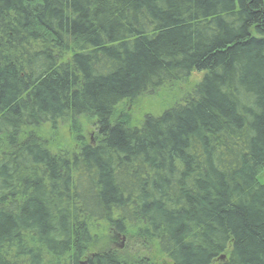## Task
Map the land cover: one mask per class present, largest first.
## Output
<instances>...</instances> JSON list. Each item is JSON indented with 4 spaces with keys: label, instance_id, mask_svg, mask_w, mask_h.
<instances>
[{
    "label": "trees",
    "instance_id": "obj_1",
    "mask_svg": "<svg viewBox=\"0 0 264 264\" xmlns=\"http://www.w3.org/2000/svg\"><path fill=\"white\" fill-rule=\"evenodd\" d=\"M194 72L181 102L119 112ZM81 119L74 153L38 133ZM0 141V264H150L93 223L171 264H264V0H0Z\"/></svg>",
    "mask_w": 264,
    "mask_h": 264
},
{
    "label": "rangeland",
    "instance_id": "obj_2",
    "mask_svg": "<svg viewBox=\"0 0 264 264\" xmlns=\"http://www.w3.org/2000/svg\"><path fill=\"white\" fill-rule=\"evenodd\" d=\"M202 79V73L194 72L187 83L161 89L154 94L140 98L136 102H127L125 106L120 107L119 112L128 115L133 124L140 122L145 115L158 114L165 108L181 102L187 91ZM77 129L79 130L76 132L69 124L60 123L57 129L45 126L38 133L54 152L74 153L81 148L83 143L95 144L97 138L95 121L81 119ZM6 149V145L0 141V152L6 151ZM90 227L97 238L99 248H106L101 250L118 252L132 261L171 264L153 243L142 240L133 227H129L124 235L118 234L104 223H93Z\"/></svg>",
    "mask_w": 264,
    "mask_h": 264
},
{
    "label": "water",
    "instance_id": "obj_3",
    "mask_svg": "<svg viewBox=\"0 0 264 264\" xmlns=\"http://www.w3.org/2000/svg\"><path fill=\"white\" fill-rule=\"evenodd\" d=\"M225 259V257H222V260H224ZM81 264H88V262L86 261V262H82Z\"/></svg>",
    "mask_w": 264,
    "mask_h": 264
}]
</instances>
